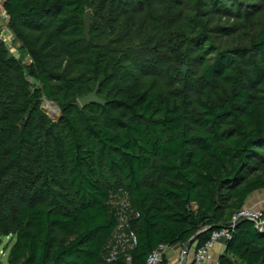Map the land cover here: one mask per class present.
I'll return each instance as SVG.
<instances>
[{"label":"trees","instance_id":"trees-1","mask_svg":"<svg viewBox=\"0 0 264 264\" xmlns=\"http://www.w3.org/2000/svg\"><path fill=\"white\" fill-rule=\"evenodd\" d=\"M4 7L20 53L0 45L8 264H146L161 245L197 250L224 228L219 264H264V229L231 228L264 190V0ZM97 84L107 105L82 108ZM122 209L137 245L108 262Z\"/></svg>","mask_w":264,"mask_h":264},{"label":"built area","instance_id":"built-area-1","mask_svg":"<svg viewBox=\"0 0 264 264\" xmlns=\"http://www.w3.org/2000/svg\"><path fill=\"white\" fill-rule=\"evenodd\" d=\"M0 20L2 25H0V45H4L8 48L10 54L13 57H20L19 45L16 43V39L12 32L8 29L9 17L5 11L0 13ZM27 64L30 63L29 58L25 59ZM138 217V214L136 215ZM241 221H250L254 224L255 228L258 230L264 229V200L258 206H244L241 210L236 212L231 220V228ZM232 238V233L230 228H224L222 230L214 231L211 234L209 241L206 244L197 249L193 255L192 264H206L211 260V253L214 245L223 240L224 242ZM137 245L136 235L129 229L128 217L125 211L122 209L119 212L118 226L114 233V241L110 246V251L108 255V262L115 261L120 254L128 256V252L133 250ZM169 249L167 246H159L155 251H153L146 264H163L166 252ZM127 263L129 264L131 259L127 257Z\"/></svg>","mask_w":264,"mask_h":264},{"label":"crops","instance_id":"crops-1","mask_svg":"<svg viewBox=\"0 0 264 264\" xmlns=\"http://www.w3.org/2000/svg\"><path fill=\"white\" fill-rule=\"evenodd\" d=\"M5 2L6 0H0V13L2 11H5ZM0 25H2V22L0 20ZM264 200V190L259 191L255 194H253L247 201L245 206H258L260 203ZM184 247V246H183ZM180 247H173L169 248L166 252L165 261L167 264H192L193 261V255L195 252V246H191L188 249V254L186 257H184L183 252L184 249ZM226 253V246L225 242L223 240L218 241L212 250L211 253V260L208 261L206 264H219V261L222 256H224ZM237 264H240L237 261Z\"/></svg>","mask_w":264,"mask_h":264},{"label":"water","instance_id":"water-1","mask_svg":"<svg viewBox=\"0 0 264 264\" xmlns=\"http://www.w3.org/2000/svg\"><path fill=\"white\" fill-rule=\"evenodd\" d=\"M84 23H85V36L87 41L90 40V30H91V24H92V15H91V11H87L85 18H84ZM187 68L184 67L183 68V72L184 74H186ZM98 87L99 84H97L96 89L91 92L90 94L83 96V97H79L78 98V103L82 108H86L88 106L91 105H98V106H102L105 107L107 105V103L105 101H103L102 99L99 98L98 96ZM250 222V221H247ZM251 223V222H250ZM192 241H189L185 246H184V253L186 254L189 247L192 245Z\"/></svg>","mask_w":264,"mask_h":264},{"label":"rangeland","instance_id":"rangeland-1","mask_svg":"<svg viewBox=\"0 0 264 264\" xmlns=\"http://www.w3.org/2000/svg\"><path fill=\"white\" fill-rule=\"evenodd\" d=\"M42 109L47 113V115L53 120L56 121L59 119L60 111L57 106L50 104L49 102H44ZM57 110V115H52V111ZM56 112V111H55ZM13 245V240L8 238L0 237V264H8V255L11 246Z\"/></svg>","mask_w":264,"mask_h":264},{"label":"clouds","instance_id":"clouds-1","mask_svg":"<svg viewBox=\"0 0 264 264\" xmlns=\"http://www.w3.org/2000/svg\"><path fill=\"white\" fill-rule=\"evenodd\" d=\"M50 104H51V103H50ZM179 247L182 248L181 246H179ZM183 249H184V247H183ZM195 251H196V249H195ZM187 254H188V251H187L186 254L183 252L184 257H186ZM163 264H164V262H163Z\"/></svg>","mask_w":264,"mask_h":264},{"label":"bare ground","instance_id":"bare-ground-1","mask_svg":"<svg viewBox=\"0 0 264 264\" xmlns=\"http://www.w3.org/2000/svg\"><path fill=\"white\" fill-rule=\"evenodd\" d=\"M55 111H52V115H54V116L57 115V110H55Z\"/></svg>","mask_w":264,"mask_h":264}]
</instances>
